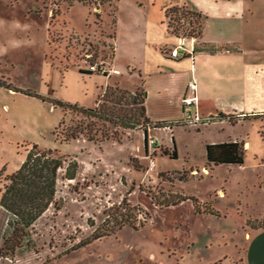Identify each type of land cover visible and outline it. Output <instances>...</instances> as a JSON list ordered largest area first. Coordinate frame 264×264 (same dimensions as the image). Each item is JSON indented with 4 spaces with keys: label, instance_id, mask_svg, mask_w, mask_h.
Segmentation results:
<instances>
[{
    "label": "rangeland",
    "instance_id": "rangeland-1",
    "mask_svg": "<svg viewBox=\"0 0 264 264\" xmlns=\"http://www.w3.org/2000/svg\"><path fill=\"white\" fill-rule=\"evenodd\" d=\"M130 1L140 2L142 11L157 13L165 0ZM240 1L241 17L230 15L223 20L226 34L233 35L239 28L243 44L254 41L255 53L262 54L264 0ZM127 3L129 0H0V13H30L26 21L29 42L7 51L17 63L0 62V79L6 81L3 70L12 82L83 105H92L106 82L140 86L141 79L122 65L120 72L87 71L89 62L109 67L112 31L119 28L113 19L123 14ZM176 12L168 11L169 31L179 24L175 31L185 33L187 19L192 25L201 19L192 10ZM1 93L0 107L8 102ZM149 103L153 114L157 106L153 100ZM61 115L64 120L56 126ZM74 118L84 122L88 117L80 112L64 113L50 100L32 98L30 114L19 113L12 123L0 120L10 140L30 139L41 146L57 147L66 157L56 173L53 200L13 248L10 240L3 241L9 231L8 213L0 209L1 264H242L240 257L255 233L254 245L264 251V113L235 121L218 116L190 121L180 110L174 117L180 121L170 127L148 124L145 139L142 126L121 127L120 140L94 141L83 134L68 140L58 138V128ZM100 121L95 125L101 126ZM230 136L249 140L243 144L242 161L208 163L204 142ZM172 143L175 156L170 155ZM29 144L21 141L17 149L25 151ZM2 149L9 168L17 154L12 147ZM70 157L77 166L74 175L66 177L64 164ZM6 171L0 167V186ZM180 193L184 196L177 201L164 202ZM118 209L127 211L133 224L117 227L112 213ZM94 227L101 231L112 228L90 237ZM260 262L264 264V256Z\"/></svg>",
    "mask_w": 264,
    "mask_h": 264
},
{
    "label": "crops",
    "instance_id": "crops-1",
    "mask_svg": "<svg viewBox=\"0 0 264 264\" xmlns=\"http://www.w3.org/2000/svg\"><path fill=\"white\" fill-rule=\"evenodd\" d=\"M172 3H186L201 13L200 33L197 36H185L184 45H180L182 49L177 55H172L170 52L171 47L179 46L177 35L167 29L163 12L164 6ZM158 8L159 12L148 13L142 11L140 2L134 3L129 0L123 14L114 16L113 21L117 22L119 28L116 27L112 31V54L108 60L109 66L116 67L117 72H120L121 67L124 66L129 73L141 79L142 84L139 85L144 92L146 115L151 120L177 116L181 110V95L189 79L195 81L196 108L203 115L213 113L212 116L235 121L254 117L259 113L263 114L264 51L262 54L255 53L257 46L251 40L244 45L242 31L239 32V28L233 35L226 34L223 23V20L228 19L227 16L241 17L242 2L240 0H165ZM29 16L30 13L26 11L0 13V62L17 63L13 56L7 55V51L29 42V25L26 22ZM241 23L240 20L238 24ZM20 24L23 25L19 26ZM202 42L217 47L213 50L191 49L194 44ZM119 53L123 54L122 59L119 58ZM1 71V76L12 86L0 84L2 90L0 93L5 94L8 100L1 103L0 120L12 123L19 113L30 114V99L42 98L23 91V88H32L12 82L7 72ZM149 100H153L157 106L153 114L150 112L152 110ZM227 115H230V119ZM227 139H238L243 144H249L247 138L238 136L212 138L206 141ZM21 141L30 143L31 140L23 138L10 140L4 135V127L2 121L0 122V167L4 166L10 171L19 164L25 152L17 149ZM5 145L15 149L14 152L17 154L15 162L9 168L6 167L7 161L1 154L4 151L2 146ZM263 183L264 179L261 180V185ZM1 208L3 207L0 205ZM261 216L264 218V213ZM256 236L257 233L252 234L247 241L244 254L240 257L242 264H252L251 261L253 264H262L260 259L263 258L264 251L258 250L254 245Z\"/></svg>",
    "mask_w": 264,
    "mask_h": 264
},
{
    "label": "trees",
    "instance_id": "trees-1",
    "mask_svg": "<svg viewBox=\"0 0 264 264\" xmlns=\"http://www.w3.org/2000/svg\"><path fill=\"white\" fill-rule=\"evenodd\" d=\"M71 1V0H69ZM84 3L94 0H79ZM104 0H97L102 2ZM192 10L200 17L198 9L187 5L186 3H172L164 6L163 12L167 29L171 25L168 11L176 10L177 14ZM180 15V14H178ZM166 16L168 18H166ZM189 25L188 30L176 32L179 24H173L170 32L175 35L197 36L200 33V18L196 24L192 25L191 20H186ZM188 27V26H187ZM217 46L208 42L194 44L191 49L213 50ZM93 69H87L90 71ZM0 84L12 86L9 81L0 79ZM14 88H18L13 86ZM23 91L34 94L42 99L50 100L52 104H58L61 110L65 112H80L88 117L83 122L82 119L74 118L65 123L56 131L58 138L68 140L83 134L87 139L97 140L103 138H113L120 140L121 127L142 126L143 138L146 136L148 124L160 125L166 119L151 120L145 112L144 92L142 86H135L132 89L119 85L117 82H106L101 86L92 105H83L76 101H69L55 96H48L29 88H23ZM230 119V115H227ZM64 120L61 115L57 121L60 124ZM97 120H101L99 126L95 125ZM105 122L110 123L106 125ZM164 150L167 151V149ZM204 153L208 163L216 162H241L243 158V143L238 139H227L219 141H205ZM170 155L175 156L174 144L170 149ZM65 154L58 151L57 147L41 146L35 141H30L29 146L24 152V156L19 164L12 170L3 174V182L0 186V205L7 211L8 234L4 236L3 241L10 240V248L20 244V239L27 234V226L47 207L53 200L55 192L56 173L59 167L63 165ZM77 161L70 157L64 164L63 175L72 177L75 173ZM183 194H178L172 199L165 200V203L175 202L182 198ZM192 199H195L192 197ZM119 214V217H117ZM116 226L123 223L133 224L127 211H115L112 213ZM110 228L97 230L95 227L90 232V237H97L109 232ZM81 240L80 242H82ZM79 242V243H80Z\"/></svg>",
    "mask_w": 264,
    "mask_h": 264
},
{
    "label": "built area",
    "instance_id": "built-area-1",
    "mask_svg": "<svg viewBox=\"0 0 264 264\" xmlns=\"http://www.w3.org/2000/svg\"><path fill=\"white\" fill-rule=\"evenodd\" d=\"M184 37L185 36L183 35L177 36V43L179 45H184ZM170 52L172 55L179 54V50L175 47H171ZM88 67L89 69H97L102 72H104L107 69L113 72L118 71L116 67H110V66L104 67L102 64L96 65L95 63H91V62H89ZM196 101H197L196 84L193 79H189L187 80L184 91L181 95V110L184 112V114L187 115V119L190 121H202V120H206V117L210 118L212 114L202 115L198 112L196 108ZM175 121H180V120L179 118H171V119H167L163 121L162 124L160 125L170 127V123L175 122ZM149 141L153 142L154 138L149 136ZM203 169L206 170V167H203Z\"/></svg>",
    "mask_w": 264,
    "mask_h": 264
},
{
    "label": "water",
    "instance_id": "water-1",
    "mask_svg": "<svg viewBox=\"0 0 264 264\" xmlns=\"http://www.w3.org/2000/svg\"><path fill=\"white\" fill-rule=\"evenodd\" d=\"M177 49H178V50H181V49H182V47L179 45V46L177 47Z\"/></svg>",
    "mask_w": 264,
    "mask_h": 264
}]
</instances>
